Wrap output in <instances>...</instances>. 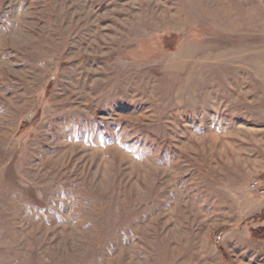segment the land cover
Here are the masks:
<instances>
[{"label":"rangeland","instance_id":"1","mask_svg":"<svg viewBox=\"0 0 264 264\" xmlns=\"http://www.w3.org/2000/svg\"><path fill=\"white\" fill-rule=\"evenodd\" d=\"M264 0H0V264H264Z\"/></svg>","mask_w":264,"mask_h":264},{"label":"trees","instance_id":"2","mask_svg":"<svg viewBox=\"0 0 264 264\" xmlns=\"http://www.w3.org/2000/svg\"><path fill=\"white\" fill-rule=\"evenodd\" d=\"M253 238L257 241H264V227L253 231Z\"/></svg>","mask_w":264,"mask_h":264}]
</instances>
